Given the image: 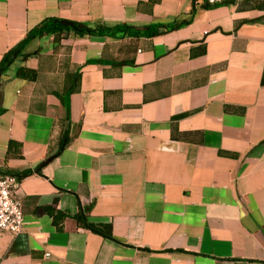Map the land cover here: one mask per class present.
<instances>
[{
    "label": "crops",
    "instance_id": "0c3cea01",
    "mask_svg": "<svg viewBox=\"0 0 264 264\" xmlns=\"http://www.w3.org/2000/svg\"><path fill=\"white\" fill-rule=\"evenodd\" d=\"M45 18L137 31L37 35L0 74V264H264V0H0V56Z\"/></svg>",
    "mask_w": 264,
    "mask_h": 264
},
{
    "label": "trees",
    "instance_id": "16d2710c",
    "mask_svg": "<svg viewBox=\"0 0 264 264\" xmlns=\"http://www.w3.org/2000/svg\"><path fill=\"white\" fill-rule=\"evenodd\" d=\"M73 24H81L80 28L71 27L65 24H62L55 18H45L42 19L40 22L35 24L32 28L27 30L25 36L22 37L18 42H16L13 46L9 47L5 50L0 56V74H3L7 67L15 60L21 59L23 56L27 55L25 52L22 51V47L24 43L31 37L41 35L44 33H58L62 30L72 29L74 31H80L85 33H111L114 34L116 32L119 33H128V32H136L137 30L132 29V27L125 22H116L113 24H101L95 23L92 25L86 24L84 22L79 21H72ZM116 31V32H115ZM32 53V52H31ZM15 75H21L25 78H33L35 76V70L30 67H26L23 65H18L15 68ZM67 140L66 131L63 130L61 136L58 139L57 147L55 152H58ZM12 140L8 141L7 148L10 149L12 145ZM35 169H39V166L36 165ZM18 177V175H17ZM77 220H80L83 225L88 227L89 229L98 232L104 236L111 237L110 234V225L108 223H94L89 222L85 219L84 213L81 211L75 215Z\"/></svg>",
    "mask_w": 264,
    "mask_h": 264
},
{
    "label": "built area",
    "instance_id": "2783aa9c",
    "mask_svg": "<svg viewBox=\"0 0 264 264\" xmlns=\"http://www.w3.org/2000/svg\"><path fill=\"white\" fill-rule=\"evenodd\" d=\"M214 3L222 0H204ZM236 2L239 0H230ZM18 177L8 171H0V230L10 233L18 232L23 223V214L17 195Z\"/></svg>",
    "mask_w": 264,
    "mask_h": 264
},
{
    "label": "water",
    "instance_id": "95a60500",
    "mask_svg": "<svg viewBox=\"0 0 264 264\" xmlns=\"http://www.w3.org/2000/svg\"><path fill=\"white\" fill-rule=\"evenodd\" d=\"M223 1H230V0H223ZM58 21L60 23H62V24H65V25H68V26H71V27H77V28H80L81 27V24L75 25V24H73V22L71 20H67V19L61 18V19H58ZM133 28H135V29H141L142 26L134 25ZM2 94H3V82L0 80V104H1ZM50 157H51V155L50 156H47L44 159V161L47 160V159H49Z\"/></svg>",
    "mask_w": 264,
    "mask_h": 264
}]
</instances>
